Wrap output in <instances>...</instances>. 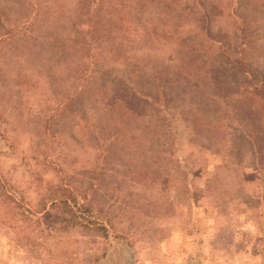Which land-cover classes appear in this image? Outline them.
Masks as SVG:
<instances>
[{
  "label": "rangeland",
  "instance_id": "rangeland-1",
  "mask_svg": "<svg viewBox=\"0 0 264 264\" xmlns=\"http://www.w3.org/2000/svg\"><path fill=\"white\" fill-rule=\"evenodd\" d=\"M251 73L264 0H0V264H264Z\"/></svg>",
  "mask_w": 264,
  "mask_h": 264
},
{
  "label": "trees",
  "instance_id": "trees-1",
  "mask_svg": "<svg viewBox=\"0 0 264 264\" xmlns=\"http://www.w3.org/2000/svg\"><path fill=\"white\" fill-rule=\"evenodd\" d=\"M239 63H242V62L239 61ZM242 73H243V71H242ZM244 79L246 80L247 84H250V86L252 87V88L249 89L248 85H247L245 87L244 91L245 92H249L251 95H253V97L255 96V97H258L261 100H264V86L263 85L258 86L257 84L253 83V80L255 79V74L254 73L248 74V76H245ZM61 202H62V203H60L61 204V206H60L61 208L64 207L67 210L70 209V206H69V204L66 203V201L62 200ZM74 219H75V217H74ZM70 221H72L74 223L73 218Z\"/></svg>",
  "mask_w": 264,
  "mask_h": 264
}]
</instances>
